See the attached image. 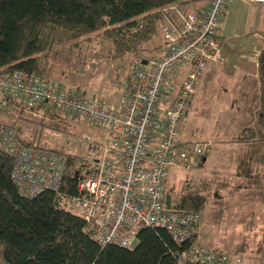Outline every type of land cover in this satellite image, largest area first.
<instances>
[{"label":"built area","instance_id":"1","mask_svg":"<svg viewBox=\"0 0 264 264\" xmlns=\"http://www.w3.org/2000/svg\"><path fill=\"white\" fill-rule=\"evenodd\" d=\"M232 2L210 0L201 20L172 9L181 25L166 29L168 45L161 56L133 61L117 103L68 90L36 73L0 72V115L41 111L84 120L107 133L106 140L89 146L92 160L71 194L70 157L27 145L13 127L0 123V154L14 161L11 180L18 194L26 200L53 194L58 207L79 217L85 235L102 249L133 250L142 231L162 230L182 250L177 264H241L229 251L194 243L198 213L166 208L172 172H195L214 151L210 141L183 139L182 124L208 64L218 57L220 24ZM83 140L91 142L89 136Z\"/></svg>","mask_w":264,"mask_h":264},{"label":"trees","instance_id":"2","mask_svg":"<svg viewBox=\"0 0 264 264\" xmlns=\"http://www.w3.org/2000/svg\"><path fill=\"white\" fill-rule=\"evenodd\" d=\"M195 1L0 0V72L23 70L45 78L49 75L45 61L52 50L74 51L71 49L75 48L78 51L76 48L99 36L113 45L114 61L129 57L131 66L136 59L148 58L146 45L159 33L166 19L176 26L181 25L172 9H181L185 16L203 18L204 12L199 16L191 13ZM125 26L131 30H125ZM167 45L165 41L153 50H163ZM83 62L85 64V56ZM259 77L262 104L259 121L264 127V51L259 58ZM128 79L129 73L126 82ZM40 114L46 115V119ZM37 116L42 119L38 124L53 129H59L70 120L41 111H18L7 117L11 119L6 125L19 131V120ZM249 133L252 131L244 130L234 140L246 143L244 139L249 138ZM21 140L70 157L66 181L70 193L74 194L79 174L89 167V160L69 155L59 148H45L35 138ZM257 146L249 144L244 153L238 155L239 175L248 177L250 171L246 165L250 164V155L256 152ZM14 165L11 158L0 154V264H177V255L182 250L162 230L142 231L133 250L113 246L100 248L85 235L82 220L58 207L53 194L23 199L11 180ZM199 201L197 193H184L183 198L173 204L168 188L166 208L178 214H200L203 205ZM197 239L198 236L194 243Z\"/></svg>","mask_w":264,"mask_h":264},{"label":"rangeland","instance_id":"3","mask_svg":"<svg viewBox=\"0 0 264 264\" xmlns=\"http://www.w3.org/2000/svg\"><path fill=\"white\" fill-rule=\"evenodd\" d=\"M171 23L166 19L159 33L146 45L148 58L162 55L165 48L153 49L165 43V31ZM125 30L131 28L125 26ZM256 39L259 40L258 37ZM88 43L76 48L78 51L75 48L71 49L74 51L62 48L52 50L45 61L49 75L44 77L68 90L117 103L127 83L129 57L114 61L113 45L100 36ZM228 43L231 44L230 41ZM235 84L234 80L225 76L211 80V68L206 78L204 74L185 121L187 124L182 126V134L189 140L212 142L214 151L199 170L192 173L172 172L169 194L173 204L180 201L184 193L200 196L199 202L203 206L199 214L201 223L197 245L229 251L241 260V264H264V127L259 121L261 97L259 92L257 95L241 96ZM40 115L46 119V115ZM29 118L19 120V131L13 128L20 139L35 138L45 148H59L75 157L92 160L88 154L89 146L107 139L105 130L84 120L70 119L59 129H53L38 124L42 120L39 116ZM10 119L0 115L2 124H7ZM244 130L252 131L249 138L244 139L246 143L258 145L256 152L250 155V164L246 165L250 171L248 177L238 173L236 152L240 146L235 143L239 141L234 140ZM85 136H89L91 142L83 140ZM246 143H242L238 155L244 153L249 145Z\"/></svg>","mask_w":264,"mask_h":264},{"label":"crops","instance_id":"4","mask_svg":"<svg viewBox=\"0 0 264 264\" xmlns=\"http://www.w3.org/2000/svg\"><path fill=\"white\" fill-rule=\"evenodd\" d=\"M208 3L209 0L195 1L191 5V13H198L199 16L205 11ZM218 36L221 41L218 59L208 65L205 78L211 68V80L221 76L234 80L235 85L240 89L241 96L247 97L260 93L259 58L264 51V2L233 0L223 15ZM187 118L188 116L182 126L184 123L187 124L185 122ZM182 137L189 140L184 134ZM235 143L240 146L236 152L238 156L242 143Z\"/></svg>","mask_w":264,"mask_h":264},{"label":"water","instance_id":"5","mask_svg":"<svg viewBox=\"0 0 264 264\" xmlns=\"http://www.w3.org/2000/svg\"><path fill=\"white\" fill-rule=\"evenodd\" d=\"M144 63H147V61L145 60ZM206 163V162H205Z\"/></svg>","mask_w":264,"mask_h":264}]
</instances>
